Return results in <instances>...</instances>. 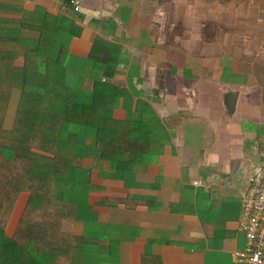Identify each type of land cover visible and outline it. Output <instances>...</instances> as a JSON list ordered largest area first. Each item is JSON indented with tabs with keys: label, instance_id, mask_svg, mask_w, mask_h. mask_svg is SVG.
Returning <instances> with one entry per match:
<instances>
[{
	"label": "crops",
	"instance_id": "crops-1",
	"mask_svg": "<svg viewBox=\"0 0 264 264\" xmlns=\"http://www.w3.org/2000/svg\"><path fill=\"white\" fill-rule=\"evenodd\" d=\"M45 13L66 35L63 89L98 97L106 155L81 159L94 220L73 233L93 238L68 264H245L232 251L264 164V0H0V48L16 66Z\"/></svg>",
	"mask_w": 264,
	"mask_h": 264
},
{
	"label": "trees",
	"instance_id": "trees-1",
	"mask_svg": "<svg viewBox=\"0 0 264 264\" xmlns=\"http://www.w3.org/2000/svg\"><path fill=\"white\" fill-rule=\"evenodd\" d=\"M50 18L45 13L22 66L14 64L17 51L0 48V264H68L73 248L86 250L93 238L75 235L73 223L84 216L94 220L78 186L84 180L81 159L93 147H98L100 158L106 156L97 145L98 125L90 120L98 97L63 89L66 35L50 30ZM98 42L88 56L94 65ZM14 87L16 111L5 127L4 110ZM57 141H69V149H53ZM116 155L110 158L113 163ZM20 192L25 200L8 232Z\"/></svg>",
	"mask_w": 264,
	"mask_h": 264
},
{
	"label": "built area",
	"instance_id": "built-area-1",
	"mask_svg": "<svg viewBox=\"0 0 264 264\" xmlns=\"http://www.w3.org/2000/svg\"><path fill=\"white\" fill-rule=\"evenodd\" d=\"M78 7L75 3L74 9ZM241 200L239 227L244 246L233 250L232 258L245 264H264V164L252 173Z\"/></svg>",
	"mask_w": 264,
	"mask_h": 264
},
{
	"label": "rangeland",
	"instance_id": "rangeland-1",
	"mask_svg": "<svg viewBox=\"0 0 264 264\" xmlns=\"http://www.w3.org/2000/svg\"><path fill=\"white\" fill-rule=\"evenodd\" d=\"M73 79L70 78L69 76L66 77V80H65V83L66 84H69L71 87L74 86L73 84ZM77 83V82H75ZM18 91L15 90L13 93H10V101L7 103V105L5 106V110H4V118H3V125L5 127H9L11 125V121L14 117V114H15V111H16V104L18 100V95H17ZM53 148V147H52ZM54 149V148H53ZM25 196L26 194L24 192H20L18 194V197L16 199V202L14 204V208L13 210L11 211V215L9 216V219H8V222H7V225H6V230L8 232H12V229H13V226L15 224V221H16V218H17V215L19 213V210L21 209L23 203H24V200H25Z\"/></svg>",
	"mask_w": 264,
	"mask_h": 264
}]
</instances>
